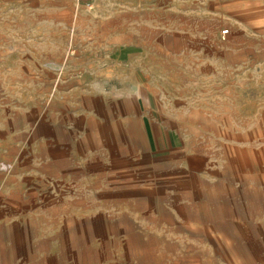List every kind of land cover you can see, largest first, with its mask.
Segmentation results:
<instances>
[{
	"label": "rangeland",
	"instance_id": "obj_1",
	"mask_svg": "<svg viewBox=\"0 0 264 264\" xmlns=\"http://www.w3.org/2000/svg\"><path fill=\"white\" fill-rule=\"evenodd\" d=\"M198 1L150 42L0 7V264H264V29Z\"/></svg>",
	"mask_w": 264,
	"mask_h": 264
},
{
	"label": "crops",
	"instance_id": "obj_2",
	"mask_svg": "<svg viewBox=\"0 0 264 264\" xmlns=\"http://www.w3.org/2000/svg\"><path fill=\"white\" fill-rule=\"evenodd\" d=\"M76 1V2H74ZM170 0H0V7L10 12L20 13V18L25 14L28 19L42 22L56 27L75 26L87 21L91 29L87 36L93 38L103 34L107 37H128L136 42H150L157 32L153 25L155 6L144 7L139 3L151 5H168ZM220 0H199L201 5L217 7ZM234 0V4H236ZM187 2V0H185ZM76 5L89 3L92 7L90 14L70 16V8ZM103 3L107 4L103 8ZM247 12L244 19L250 22V27L264 29V0H240ZM133 4V5H132ZM187 4V3H186ZM154 7V8H153ZM236 7V6H234ZM147 8V9H145ZM165 20V19H163ZM167 27V25L165 24ZM235 29L241 26L236 21H231ZM99 30H104L105 33ZM229 34V32H228ZM227 34V35H228ZM226 35V36H227ZM256 36V34H253ZM260 36V35H258ZM262 36V35H261ZM263 38V37H262Z\"/></svg>",
	"mask_w": 264,
	"mask_h": 264
},
{
	"label": "built area",
	"instance_id": "obj_3",
	"mask_svg": "<svg viewBox=\"0 0 264 264\" xmlns=\"http://www.w3.org/2000/svg\"><path fill=\"white\" fill-rule=\"evenodd\" d=\"M86 6H89V3L86 4ZM229 30L228 29H224L221 31V37L224 39L226 37V35L228 34Z\"/></svg>",
	"mask_w": 264,
	"mask_h": 264
}]
</instances>
